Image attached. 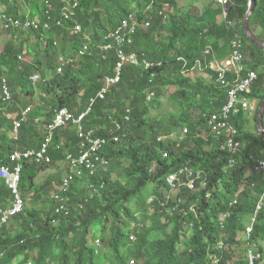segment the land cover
Listing matches in <instances>:
<instances>
[{
    "label": "trees",
    "instance_id": "trees-1",
    "mask_svg": "<svg viewBox=\"0 0 264 264\" xmlns=\"http://www.w3.org/2000/svg\"><path fill=\"white\" fill-rule=\"evenodd\" d=\"M179 1L79 0L71 18L59 25L62 0H37L36 18L30 7L25 12L34 0H0V15L13 16L23 25L39 21L37 28H25V37L16 35L18 40L9 39L0 50V82L6 76L13 95L11 102L0 96V164L9 162L16 149L40 148L57 109L66 106L79 116L91 98L96 101L83 122L85 128L94 129L97 136H108L114 129L120 137L104 149L109 168L74 178L65 193L66 209L59 213L54 197L44 196L51 180L39 183L37 177L49 165L78 152L77 124L70 122L52 132L51 162L24 161L19 190L26 205L0 226V264H251V254L253 264H264V169L257 168L258 146L264 142L257 128L264 99V48L244 33L249 0H233L228 10L244 38L249 68L258 73L248 94L257 101L254 128L245 111L238 109L231 116L243 143L239 153L221 149L222 140L210 134L209 116L226 102L225 90L216 83L217 72L208 67L209 77L195 82L183 75L198 60L206 65L230 55L234 30L224 20L216 22L223 12L219 3L214 7L216 0H196L183 8ZM131 15L143 26L126 50L139 53L153 66L126 64L120 81L111 85L104 99L97 98L119 60L115 48L103 50L104 38ZM255 17L262 21L263 31H252L264 40V0H257L251 29ZM148 20L150 25L145 26ZM0 22L6 31L24 28H7ZM77 24L82 30L75 33ZM85 43L89 51L80 55ZM208 47L211 52L205 55ZM62 56L71 61L61 65ZM34 74H41L38 85L44 90L46 111L45 106L32 107L37 93ZM165 85L174 89L171 96L179 111L166 119L151 117V105L159 103L156 92ZM151 93L153 99L148 100ZM191 103L199 109L196 116L188 110ZM28 107L29 119L16 142L8 114L18 118ZM185 127L182 138L158 139ZM185 166L200 170L201 177L195 188L181 186L178 195L168 198L163 191L169 188L166 176ZM13 202L12 190L0 177V205L8 208ZM248 228V238L239 239L238 233ZM234 244L248 245L238 259L231 250Z\"/></svg>",
    "mask_w": 264,
    "mask_h": 264
},
{
    "label": "built area",
    "instance_id": "built-area-1",
    "mask_svg": "<svg viewBox=\"0 0 264 264\" xmlns=\"http://www.w3.org/2000/svg\"><path fill=\"white\" fill-rule=\"evenodd\" d=\"M26 2L28 0H21ZM65 3L61 10V18L58 19L59 25L63 24V20L70 19L77 6H79V0H62ZM218 3L222 7L224 21L228 27H232L234 35L231 39V53L226 58L216 61L211 60L208 64L204 65L201 61H197L204 68H210L217 72L216 83L220 88L226 92V102L222 108L209 116L208 125L210 127V134L218 140H222L221 149L227 150L232 153H239L242 150L243 143L238 139V128L231 122V116L241 109L245 112L256 109L254 101H252L248 94L252 91V86L258 78V73L254 69H250L247 63V58L244 54V38L242 34L235 29V22L228 17V10L231 0H218ZM153 6V3L149 4L148 9ZM170 4H166L165 9ZM0 18L7 28L10 27H29L39 26L37 19L27 22L23 25L21 21L13 16H7V14H1ZM140 23L133 20V16L125 18L122 23L114 30L108 33L104 38L103 50L105 52L111 49H116L118 62L115 68V74L106 76L104 86L99 90L97 98L104 99L108 89L111 85L120 81L122 76V70L126 64H132L135 66H144L145 68H151L152 62L146 58L140 56L135 51H128L126 48L134 42L135 34L138 30ZM145 26L150 25V21L144 23ZM143 26V24L141 25ZM82 30V26L77 24L74 26L73 31L78 33ZM110 39V41H108ZM89 51V44L85 43L79 50L80 55H84ZM211 52V48H206L204 54L208 55ZM62 61L61 65H64L71 61L64 57H60ZM59 72L62 71V67H58ZM41 78L40 74H34L31 79L36 83ZM0 96L5 102H11L13 95L6 76L1 78L0 82ZM154 93L149 94L148 100H152ZM96 98H91L88 102V106L85 111L81 112L79 116H76L68 107H61L56 110L55 115L51 123L47 126L50 132L49 136L42 143L38 149L20 150L16 149L10 156V161L0 164V177L4 178L9 188L14 194L13 205L4 208L0 205V226L6 223L10 218L16 214L22 212L25 201L21 196L19 187L21 181V174L24 168V161H36L38 163H49L51 157L49 155V148L52 144V132L60 127L68 126L70 122H74L78 127V134L81 139L78 152L76 154L69 153L66 162L70 167V172L63 177L59 192L53 197L56 200V212L59 213L66 209L69 197L65 194L70 187L73 176L84 177L85 175H95L100 171H105L110 165V158L105 154L104 149L110 142L119 141V134L115 130L110 131L108 136H97L94 129L85 128L83 122L87 115L90 113ZM31 108H27L21 112L20 117L15 118L12 114H8L9 118L13 119V127L11 136L14 141H19V133L22 125L28 121ZM129 112V110H128ZM125 119L128 120L129 116L126 115ZM122 125L116 124V128L120 130ZM184 132L181 135L185 136L188 128H183ZM183 133V134H182ZM264 136V135H263ZM165 137L178 138L176 132H172L169 136L159 137V140ZM180 138V137H179ZM168 154L165 153L164 157ZM235 162V159L232 160ZM257 168L264 169V157L257 160ZM191 169V170H190ZM201 177V171L195 168L185 166L177 171L169 173L166 176V182L169 186L168 190H174L181 188V186H187L191 189L195 188L196 180ZM104 187V183L102 184ZM173 195L169 194L168 198H172ZM151 200V199H150ZM251 230V228H250ZM251 264H253L254 256H250Z\"/></svg>",
    "mask_w": 264,
    "mask_h": 264
},
{
    "label": "rangeland",
    "instance_id": "rangeland-1",
    "mask_svg": "<svg viewBox=\"0 0 264 264\" xmlns=\"http://www.w3.org/2000/svg\"><path fill=\"white\" fill-rule=\"evenodd\" d=\"M36 1L37 0H34V2H32L31 4L28 5V7L27 6L25 7V12H28V8L30 7L29 9L32 11V17L33 18H36L38 16V13H39V9H38ZM205 1L211 2L213 0H205ZM191 2H196V0H180L179 6L181 8H183L184 3L191 4ZM0 20L2 21L1 18H0ZM13 28L15 29L16 27H13ZM26 31L27 30L25 28H20V30H18V31H6V30L1 28V22H0V50H2L3 46L5 45V43L9 39L16 38L18 40V36L25 37L28 34V33H26ZM16 35H18V36H16ZM87 35H89V34H87ZM62 57H64V56H62ZM27 59L30 60V57H27ZM64 59H65V57H64ZM183 75L188 76V77L190 76L192 78L193 82H195L198 77H203L204 79H207L209 77V74L205 70L204 66L200 65L199 63H196L195 66L186 70L183 73ZM40 80H41V78L36 83H34L35 88L37 89V93L34 97V104L32 107H35V110L37 108H40V107L44 108L43 106H45V101H46L45 100L46 97H45L44 92H43L44 90L39 88L40 86L38 85V82ZM160 89H161L160 92H156V96H155L158 98L159 103L151 105L150 116L151 117L164 116L166 119L167 118L166 116L169 117L171 114L177 113L179 111L180 105L176 102L175 98L173 96H171L172 92L174 91L173 88L165 85V86H162ZM25 99L27 100V102L30 100V98H28V97H26ZM83 103H84V105H87V101L83 102ZM46 108L47 107L45 106V108H44L45 111H46ZM188 110H191L193 112L194 116H196L197 112L199 111L198 107H196V103L188 104ZM12 116L15 117L16 115L12 114ZM251 125H253V128H254V121L251 122ZM174 131L176 132V135H179L180 138L184 137L183 135H181V132H184L182 129L181 130L175 129ZM262 146L263 147H261L260 145L258 146V149L260 148L259 149V156L260 157H264V142H262ZM110 162H111V160H110ZM69 173H71L70 167H69L68 163L65 161V159L59 160L55 164L49 165L48 168H46L44 171H41L37 177V181L39 180V183L45 182L47 180H51V184L48 186L46 192H44V196H48L50 198V197H53L57 192H59L60 187H61V183L58 182V179L60 178L61 175H62L61 177H64ZM74 178H82V177L73 176L72 181L74 180ZM71 184H72V182H71ZM71 184H70V186H71ZM163 191H164L165 195L167 194V196H168L169 194L170 195L172 194L174 197V196L179 194L180 189L179 188L174 189V190L163 189ZM31 197H33V191L28 194V199H29L28 203L29 204L33 203V200L31 199ZM52 203H54V202H52ZM24 205H26V204H24ZM249 231H250V228H248L247 231H240L238 233L239 239H241V240L247 239ZM247 247H248V245H244V244L243 245L234 244L231 247V250L234 251L235 259H238L240 257V255L243 253V251H245V249H247ZM130 264H134V263L132 261H130Z\"/></svg>",
    "mask_w": 264,
    "mask_h": 264
},
{
    "label": "water",
    "instance_id": "water-1",
    "mask_svg": "<svg viewBox=\"0 0 264 264\" xmlns=\"http://www.w3.org/2000/svg\"><path fill=\"white\" fill-rule=\"evenodd\" d=\"M257 6V0H249L248 9L244 17L243 21V28L244 33L247 37L260 48H264V40L258 38L251 29L250 26V19L255 12ZM257 128L260 134L264 135V99L262 100L259 111H258V118H257Z\"/></svg>",
    "mask_w": 264,
    "mask_h": 264
},
{
    "label": "crops",
    "instance_id": "crops-1",
    "mask_svg": "<svg viewBox=\"0 0 264 264\" xmlns=\"http://www.w3.org/2000/svg\"><path fill=\"white\" fill-rule=\"evenodd\" d=\"M233 0H231V2H232ZM249 3V2H248ZM215 5H216V7H220L219 6V4H218V0H216L215 1V3H214V7H215ZM222 8V7H221ZM224 20V17H223V12L221 13H219L218 15H217V17H216V22L217 23H220V22H222ZM235 22V21H234ZM238 27H237V24H236V22H235V29L236 30H238L239 31V29H237ZM252 30H254L256 33H261L262 31H263V29H262V21L261 20H259V17H255V19L252 21ZM240 32V31H239ZM241 33V32H240ZM244 46H245V44H244ZM245 56H246V58H247V60H248V56L246 55V53H245ZM216 61H219V59H215ZM249 67H250V65H248ZM206 70V69H205ZM254 104H255V106L257 105V101L255 100L254 101ZM249 112V113H248ZM248 112H245V115H246V117H247V120L248 121H250V123H249V125L251 124V122L252 121H254L253 119H254V113H255V109L254 110H252V111H248ZM261 158H263V157H261ZM264 198V197H263Z\"/></svg>",
    "mask_w": 264,
    "mask_h": 264
}]
</instances>
